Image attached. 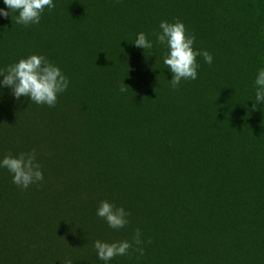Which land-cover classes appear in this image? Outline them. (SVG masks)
<instances>
[{
	"label": "trees",
	"instance_id": "obj_1",
	"mask_svg": "<svg viewBox=\"0 0 264 264\" xmlns=\"http://www.w3.org/2000/svg\"><path fill=\"white\" fill-rule=\"evenodd\" d=\"M53 4L38 24L0 16V69L42 55L70 82L54 107L0 85V159L35 150L44 177L22 189L0 168V264H105L94 242L137 229L143 255L107 264H264V0ZM177 20L213 61L173 89L155 34Z\"/></svg>",
	"mask_w": 264,
	"mask_h": 264
},
{
	"label": "clouds",
	"instance_id": "obj_2",
	"mask_svg": "<svg viewBox=\"0 0 264 264\" xmlns=\"http://www.w3.org/2000/svg\"><path fill=\"white\" fill-rule=\"evenodd\" d=\"M3 3L9 11L0 8V16L9 17L12 13H18L16 22L24 26L38 24L45 8L50 10L55 7L53 0H3ZM159 27L161 31L155 34L156 42L168 49L163 62L172 73L169 83L176 89L182 80L197 78L198 56H203L208 64L212 63L213 57L207 51L194 49L195 35L188 34L185 25L179 20L174 23L161 21ZM134 45L142 49L153 47V43L142 32L137 35ZM0 76L3 77L0 85L10 88L16 99L28 97L38 105L49 107L56 105L58 95L65 92L70 83L59 67L44 56L35 54L20 59L6 69H0ZM255 85L256 103L252 105V110H256L257 104L264 102V69L258 72ZM125 90L121 88V91ZM0 168H6L12 174V182L22 189L38 184L44 179L41 165L36 160L35 150L22 152L15 157L4 156L0 159ZM96 214L113 229L123 228L129 223L127 219L129 213L122 206L118 207L108 201H101ZM141 243V232L137 229L132 242L106 243L97 240L94 247L98 258L107 264L117 256L129 255L130 249L143 255L142 248H134V245L138 246Z\"/></svg>",
	"mask_w": 264,
	"mask_h": 264
}]
</instances>
